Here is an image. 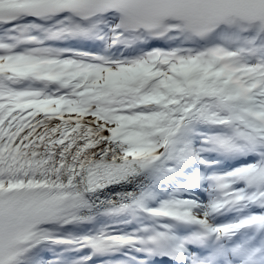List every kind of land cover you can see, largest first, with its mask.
Returning a JSON list of instances; mask_svg holds the SVG:
<instances>
[{
  "label": "snow or ice",
  "instance_id": "6c2138e0",
  "mask_svg": "<svg viewBox=\"0 0 264 264\" xmlns=\"http://www.w3.org/2000/svg\"><path fill=\"white\" fill-rule=\"evenodd\" d=\"M0 264H264V0H0Z\"/></svg>",
  "mask_w": 264,
  "mask_h": 264
}]
</instances>
